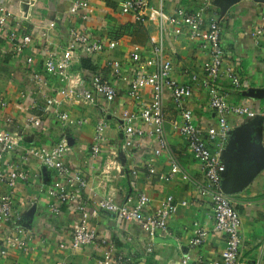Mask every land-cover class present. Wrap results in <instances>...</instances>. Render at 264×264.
<instances>
[{
  "label": "crops",
  "instance_id": "0c3cea01",
  "mask_svg": "<svg viewBox=\"0 0 264 264\" xmlns=\"http://www.w3.org/2000/svg\"><path fill=\"white\" fill-rule=\"evenodd\" d=\"M71 1L0 0L1 5L18 18L23 9L27 10L29 17L20 21L19 31L29 34L32 39L31 45L25 51L16 54L0 35V96L7 103L3 119L12 121L8 129L21 134L22 148H51L63 135L68 136L73 147L66 155L65 162L70 167L80 169L87 179V189L83 197L88 199L91 207H95L108 195L116 202H122L131 191L145 193L151 200V210L167 197H173L178 207L168 227L178 237L180 249L176 248L173 241L158 240L159 243L154 244L152 253L145 260L146 264H180L181 256L187 253L190 256L188 264H205L217 259L224 248L223 238L213 232L208 200L200 199L196 194V183L203 182L204 177L198 163L191 156L186 141L172 125L179 120V115L169 94L165 95L164 128L170 150L180 168V173L171 180L158 178V174L169 173L170 159L166 155L157 158V176H149L145 169V160L154 147L153 143L143 140V148L133 152L124 151L119 130L107 114L108 144L97 161L90 158L89 147L96 122L103 115V105L95 108L71 102L62 104L60 110L68 113L70 117L86 120L83 126L70 128L65 132L52 120L45 121L44 131L27 125V118L35 115L29 110V106L33 103L42 106L43 92L46 91L54 99L60 98L57 96L60 83L45 75L43 63L49 53H59L65 48L70 28L83 25L93 39L116 43L113 50L87 59L92 70L82 67L83 59L77 61L72 77H76L82 69L100 72L108 77L109 70L106 66L116 60L122 62L127 75H132L138 66L130 65V53L139 47L146 54L150 39L158 35L150 21L141 24L132 15H122L121 0H89L90 16L85 23H81L78 16L68 14ZM159 2L160 0H150L154 7H158ZM215 3L210 13H214L219 19L221 45L225 52L224 66L232 67L242 83L241 90H233L226 81L222 82V86L229 91L228 102L257 109L264 101V41L260 46L255 45L251 33L262 10L260 0H216ZM198 4V0H162L163 9L168 15H172L179 7L195 9ZM50 24H54V27L50 28ZM164 49L166 57L172 61L173 77L178 82L189 81L185 71L203 77L202 67L207 56L199 51L196 44L189 41L186 32L182 31L178 36L169 33L164 40ZM36 74L41 76L45 84L36 83L33 78ZM125 89L124 83L118 84L117 103L120 109L134 112L138 103L125 97ZM149 100L150 93L146 89L142 92V101ZM186 106L192 111L194 121L201 130L206 131L217 126L218 119L209 108L207 93L199 85H194ZM227 123L230 127V153L223 185L242 221L240 264H264V122L260 118L247 120L229 117ZM244 134L250 137L246 148H242L240 141ZM113 162L119 165V171H101ZM132 169L137 171L134 177L130 174ZM14 202L23 223L32 232V239L28 251L10 250L6 257H0V264H97L100 255L95 248L85 247L77 251L70 248L73 216L67 207H62L60 216H51L48 210L49 198L41 195L38 182L18 183L14 190ZM181 202L188 204L183 207L180 206ZM91 225L114 241L121 252L138 250L142 253L147 244L146 235L137 225L116 224L104 213L91 221ZM198 227L208 233L206 241L198 250H190L188 241Z\"/></svg>",
  "mask_w": 264,
  "mask_h": 264
},
{
  "label": "built area",
  "instance_id": "2783aa9c",
  "mask_svg": "<svg viewBox=\"0 0 264 264\" xmlns=\"http://www.w3.org/2000/svg\"><path fill=\"white\" fill-rule=\"evenodd\" d=\"M195 9L177 8L168 15L162 5H151L150 0H121L122 15H132L138 23L151 22L158 33L149 41L146 54L136 47L130 53V65L138 66L132 75H127L121 61H111L107 64L109 76L100 72L80 70L72 77V70L77 61L90 59L95 55L113 50L115 42H102L93 39L86 28H70L67 32V43L59 53H49L43 63L45 75L60 83L57 91L59 99H54L43 92L42 106L33 103L29 110L35 115L27 118L26 123L34 129L45 130V121L52 120L59 124L65 132L68 129L83 126L84 119H75L63 112L61 105L67 102L87 106L105 108L102 117L97 120L89 156L97 161L108 144L109 115L115 122L122 141L124 151L139 150L144 147L143 140L153 143V149L145 160V169L149 176H157L155 160L166 155L171 162L167 175L158 174L160 180H171L180 173L179 165L170 150L167 134L164 128V109L166 94H169L179 120L173 122L175 131L186 141L187 148L198 163L203 174V182L196 183V194L200 199H207L213 219L214 234L223 238L224 248L219 257L205 264H240L241 227L240 215L234 209L232 202L223 186L226 164L229 161V117L254 120L260 118L264 122V101L257 109L248 105H232L228 102V89L222 86L226 81L233 90H241L242 83L235 70L224 66L225 52L221 45V28L219 19L210 11L216 5V0H198ZM261 12L251 33L255 45L264 41V0H260ZM89 0H72L67 11L69 15L78 16L85 23L90 16ZM20 17L8 12L0 3V35L16 54L25 51L32 42L29 34L20 33L22 20H27L29 14L23 9ZM50 28L54 24H50ZM186 32L190 42L196 44L199 51L207 56L202 67L203 77L187 73L189 81L180 83L173 77L172 61L166 57L164 40L169 33L178 36ZM148 54V55H147ZM264 66V60H263ZM131 67V66H130ZM152 69L146 72V70ZM36 83L45 82L40 75L33 76ZM126 85L125 97L138 103L137 110L129 112L120 109L117 103L118 84ZM199 85L208 96V105L217 116L216 127L201 130L194 121V115L186 106L192 96L194 85ZM148 90L150 100L142 101V92ZM7 103L0 96V257L4 258L10 250L28 251L32 232L23 223L16 211L14 190L18 183L38 182L39 192L49 198L48 210L51 216L62 214V207H67L71 216L70 248L73 251L85 247L95 248L100 255L97 264H146L145 260L153 251L154 244L160 241H173L180 249V241L169 231V221L177 210L173 197L169 196L151 210L150 198L142 192L131 191L122 202H116L111 196L100 200L91 207L88 199L83 197L87 189V179L80 169L70 167L65 157L72 150L73 144L68 136H64L51 148L31 146L22 148V136L8 129L12 125L10 119H3ZM109 117V118H110ZM33 163V166H32ZM33 167V168H32ZM110 169L120 170L116 162L109 164L101 171L107 173ZM130 174L134 177L136 169ZM199 203V202H198ZM181 202L180 206H187ZM100 213L109 215L116 224L137 225L146 235L147 244L141 251H119L114 241L101 233L91 221ZM208 233L203 228H196L188 241L190 250H198L206 241ZM158 242V243H159ZM63 247V245H60ZM190 256L183 254L180 264H188ZM54 264H65L55 262Z\"/></svg>",
  "mask_w": 264,
  "mask_h": 264
},
{
  "label": "water",
  "instance_id": "95a60500",
  "mask_svg": "<svg viewBox=\"0 0 264 264\" xmlns=\"http://www.w3.org/2000/svg\"><path fill=\"white\" fill-rule=\"evenodd\" d=\"M249 140H250V137H249L248 134H244V135H242L240 137V141H241V144H242V148H246V146L249 144Z\"/></svg>",
  "mask_w": 264,
  "mask_h": 264
},
{
  "label": "trees",
  "instance_id": "16d2710c",
  "mask_svg": "<svg viewBox=\"0 0 264 264\" xmlns=\"http://www.w3.org/2000/svg\"><path fill=\"white\" fill-rule=\"evenodd\" d=\"M88 63V61H87V59H83L82 60V67H84L85 69H88V70H92V67H91V65H89V63Z\"/></svg>",
  "mask_w": 264,
  "mask_h": 264
}]
</instances>
